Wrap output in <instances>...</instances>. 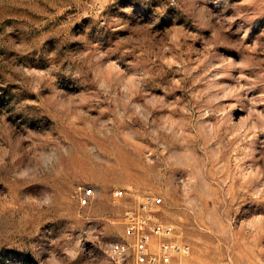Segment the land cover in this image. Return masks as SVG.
<instances>
[{"label": "rangeland", "instance_id": "obj_1", "mask_svg": "<svg viewBox=\"0 0 264 264\" xmlns=\"http://www.w3.org/2000/svg\"><path fill=\"white\" fill-rule=\"evenodd\" d=\"M122 188L264 264V0H0V264H109Z\"/></svg>", "mask_w": 264, "mask_h": 264}, {"label": "built area", "instance_id": "obj_2", "mask_svg": "<svg viewBox=\"0 0 264 264\" xmlns=\"http://www.w3.org/2000/svg\"><path fill=\"white\" fill-rule=\"evenodd\" d=\"M94 197L93 188H83L78 196L79 205L90 206ZM113 197L127 203L122 217L126 236L108 246L109 264H175L190 254V245L177 238L175 226L162 219V198L138 195L125 188L115 190ZM10 260L12 264L28 263L18 254L11 255Z\"/></svg>", "mask_w": 264, "mask_h": 264}]
</instances>
